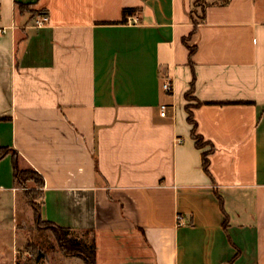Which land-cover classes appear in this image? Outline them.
<instances>
[{
    "label": "crops",
    "instance_id": "0c3cea01",
    "mask_svg": "<svg viewBox=\"0 0 264 264\" xmlns=\"http://www.w3.org/2000/svg\"><path fill=\"white\" fill-rule=\"evenodd\" d=\"M204 2L195 21L193 0H0V146L97 264H264V0ZM24 197L9 153L0 264L20 259Z\"/></svg>",
    "mask_w": 264,
    "mask_h": 264
},
{
    "label": "rangeland",
    "instance_id": "374dc122",
    "mask_svg": "<svg viewBox=\"0 0 264 264\" xmlns=\"http://www.w3.org/2000/svg\"><path fill=\"white\" fill-rule=\"evenodd\" d=\"M201 2L202 0H193L192 18L195 21L201 19ZM22 193L25 195V200L30 205L32 216L29 214L20 213L18 218V232L22 239L19 240L18 257L20 262L26 260H36L38 264H62L64 253L61 250L59 242L56 239V234L42 218L37 220L36 215L41 208V188L35 180H30L26 184L19 186ZM29 194H28V193ZM35 210V212H34ZM70 237V233L68 235ZM81 242H91L92 236L90 233H74ZM12 241V234L9 231H0V251L4 247H8ZM39 256V258H38ZM38 258V259H37ZM76 262V261H73ZM78 262V261H77Z\"/></svg>",
    "mask_w": 264,
    "mask_h": 264
},
{
    "label": "trees",
    "instance_id": "16d2710c",
    "mask_svg": "<svg viewBox=\"0 0 264 264\" xmlns=\"http://www.w3.org/2000/svg\"><path fill=\"white\" fill-rule=\"evenodd\" d=\"M19 9H28V5L26 4H18ZM205 7V2L202 0L201 2V17H202V12ZM137 11L136 8H124L123 9V16L122 19L120 20L121 22H126L127 17ZM192 12L194 10L192 9ZM188 38H184L183 41L185 44L189 46L190 49V54H192L195 50V46H190L187 42ZM189 120L193 123V118L191 114L189 115ZM193 137L196 140V145L197 147H203L205 145V142L203 141L202 136L198 135L195 130H193ZM11 153L13 156V164H14V174H15V183L19 187L21 185L26 184L30 180H35L40 188L44 186V178L43 176L33 167L31 166H25L21 163V158L20 155L17 151L13 150L12 148L9 147H2L0 146V160L5 157L7 154ZM209 152L204 151L203 152V167L206 172L209 173ZM28 193V192H27ZM29 194V193H28ZM41 196H42V190H41ZM41 210V208H40ZM40 210L36 215V219L39 220L41 219L40 216ZM35 212V210H34ZM49 227L52 228V230L56 234V239L59 242V245L61 247L62 252L66 256H71L78 258L81 261V264H97L96 260V244L94 241V238L92 237L91 242H81L78 239L71 238L69 237L70 230L66 228L59 227L51 222L44 221ZM39 258V256H38ZM37 258V259H38ZM17 264H38L36 260H26L25 262H17Z\"/></svg>",
    "mask_w": 264,
    "mask_h": 264
},
{
    "label": "built area",
    "instance_id": "2783aa9c",
    "mask_svg": "<svg viewBox=\"0 0 264 264\" xmlns=\"http://www.w3.org/2000/svg\"><path fill=\"white\" fill-rule=\"evenodd\" d=\"M49 20V17L47 14L41 15L39 18L36 19L35 23L37 26H44ZM6 29L4 27H0V34L5 33ZM163 89L166 93H171L172 90V84L169 79H165L163 82ZM162 112L161 114L164 116L165 115V109L166 105H162Z\"/></svg>",
    "mask_w": 264,
    "mask_h": 264
}]
</instances>
